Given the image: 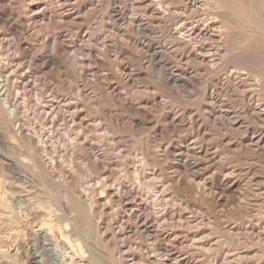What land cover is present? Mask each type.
<instances>
[{"label":"rangeland","instance_id":"obj_1","mask_svg":"<svg viewBox=\"0 0 264 264\" xmlns=\"http://www.w3.org/2000/svg\"><path fill=\"white\" fill-rule=\"evenodd\" d=\"M227 1L218 16L210 0H0V264H264V123L246 111L264 113V85L230 75L246 55L264 61V0ZM199 47L213 67L190 63ZM62 103L89 129L63 122ZM86 132L101 163L70 152ZM145 177L149 214L129 212L177 261L149 258L112 193L142 197ZM73 198L92 207L89 228Z\"/></svg>","mask_w":264,"mask_h":264},{"label":"bare ground","instance_id":"obj_2","mask_svg":"<svg viewBox=\"0 0 264 264\" xmlns=\"http://www.w3.org/2000/svg\"><path fill=\"white\" fill-rule=\"evenodd\" d=\"M211 1V6L210 7H213L214 9H216L218 12H217V14H218V16H220V13L221 12H225V11H227L228 10V8H230L231 6H230V4L229 3H226V2H228L227 0H210ZM251 2H253V1H251ZM238 3V2H237ZM241 3V2H240ZM248 3V2H247ZM162 4V3H161ZM168 4V3H167ZM166 4V5H167ZM253 5V4H252ZM196 6V5H195ZM203 6V5H202ZM243 6H244V4H243ZM246 6H247V4H246ZM194 8V7H193ZM212 8V9H213ZM232 8V7H231ZM242 8V7H241ZM252 8V7H251ZM258 9L257 7H253V9ZM167 9V8H166ZM174 9V8H173ZM203 10H205V9H203ZM210 10V9H209ZM117 11V10H116ZM180 11V10H179ZM206 11V10H205ZM243 12V11H242ZM248 12V11H247ZM256 12V11H255ZM179 13V12H178ZM181 13H183V12H181ZM198 13V12H197ZM197 13H196V15H197ZM234 14V13H233ZM239 14V13H238ZM248 14V13H247ZM179 15V14H178ZM177 15V16H178ZM195 15V16H196ZM208 15V14H207ZM235 15V14H234ZM260 15V14H259ZM146 16V15H145ZM215 16L217 17V15L215 14ZM249 16V15H248ZM115 17V16H114ZM202 17V16H201ZM209 17V16H208ZM207 17V18H208ZM119 18V17H118ZM180 18V17H179ZM182 18V17H181ZM211 18H214V17H211ZM228 18V17H227ZM255 18V17H254ZM232 19V18H231ZM235 19V18H234ZM250 19H251V17H250ZM198 20V19H197ZM200 20V19H199ZM194 21V20H193ZM192 21V22H193ZM199 22V21H198ZM197 22V23H198ZM201 22V21H200ZM199 22V23H200ZM217 21H216V18L215 19H213L211 22H210V24H211V26L212 27H216V26H214V24L216 23ZM220 22V21H219ZM245 22V21H244ZM263 24V23H262ZM185 25H187V24H185V23H183V27H185ZM191 24H189V26H190ZM193 25V24H192ZM196 25V24H195ZM199 25V24H198ZM256 25V24H255ZM183 27H182V29H183ZM187 27V26H186ZM198 28V27H197ZM200 28H201V26H200ZM257 28V27H256ZM188 29V28H187ZM190 29V28H189ZM203 29H204V27H203ZM212 29H214V28H212ZM191 30H193V29H191ZM185 31V30H184ZM194 31H195V29H194ZM191 32V31H190ZM198 32V31H197ZM236 32V31H235ZM248 32V31H247ZM252 32V31H251ZM187 33V32H186ZM202 34H204V35H207L208 34V30H206L205 29V33H203V32H201ZM237 33V32H236ZM255 33H257V32H255ZM196 34H199V33H196ZM248 34V33H247ZM253 34V33H252ZM195 35V34H194ZM259 35V34H258ZM199 36V35H198ZM234 36V35H233ZM190 37V36H189ZM256 37V36H255ZM190 38H192V37H190ZM205 38V37H204ZM209 38H211V37H209ZM233 38V37H232ZM174 39V38H173ZM178 41H179V46H181V47H179V49L180 48H182L183 47V44H182V42L183 41H181V39L179 40V38H176ZM188 39V38H187ZM202 39H203V37H202ZM253 39V38H252ZM58 40V39H57ZM211 40H213L212 38H211ZM262 40V39H261ZM54 41V40H53ZM58 42H59V40H58ZM216 42V41H215ZM54 43V42H53ZM258 43H260V42H258ZM60 44V43H59ZM238 44V43H237ZM205 45V44H204ZM203 45V46H204ZM60 46H61V44L59 45V48H60ZM202 46V45H201ZM260 47V46H259ZM51 48V47H50ZM184 48V47H183ZM54 52H56V51H60V49L59 50H57V43H55L54 44V46H53V48H51ZM214 49H215V47H214ZM187 50V49H186ZM62 51V50H61ZM183 52V51H182ZM186 52V51H185ZM208 52H210V51H208V50H206V48H204V47H199V48H197L196 49V51L195 52H191L190 54L188 53V59H190V63H191V60L193 61V62H199V61H201V63H207V64H209V65H215V63H214V61L215 60H213V59H208V57L207 56H205ZM213 52H214V50H213ZM264 52V51H263ZM181 53V52H180ZM182 54V53H181ZM221 54V53H220ZM219 54V55H220ZM260 54V53H259ZM184 55V54H183ZM185 55H187V52H186V54ZM182 56V55H181ZM216 56V55H215ZM258 57H256V55L254 54V55H252V54H250V55H246L245 57H244V59L242 60V63H243V65L245 66V68H243L242 66L240 67V68H243V69H239V70H235V71H232V72H230V75H235V76H237L239 79H242L244 82L245 81H254V79H252V77H253V74H256V78H260V80H258V81H260L261 82V84H263L264 85V72L263 71H261L260 70V66H261V64L264 62H262V63H260V55H257ZM186 57V56H185ZM212 57V56H211ZM210 57V58H211ZM214 57V56H213ZM187 59V60H188ZM183 61V60H182ZM189 61V60H188ZM259 63H260V66H258L259 65ZM263 65V64H262ZM213 67V66H212ZM264 67V66H263ZM263 67H261V68H263ZM236 68H238V67H236ZM232 70V69H231ZM263 70V69H262ZM169 71V70H168ZM172 76H173V74H171ZM175 75V74H174ZM228 75V74H227ZM230 77V76H229ZM173 78H174V76H173ZM179 78H177L175 81H177ZM228 80V79H227ZM241 80V81H242ZM257 81V82H258ZM178 82V81H177ZM246 83V82H245ZM252 83V82H251ZM249 84V83H248ZM258 84V83H257ZM257 84H256V86H257ZM253 85H254V83H253ZM262 85V86H263ZM259 87H260V85H259ZM263 89H264V86H263ZM258 90V89H257ZM261 90V89H260ZM264 91V90H263ZM262 92V91H261ZM226 97V96H225ZM223 100V99H222ZM60 101V100H59ZM59 101L57 102L58 104H59V107L58 108H62V110H63V107L64 106H62L60 103H59ZM66 101V100H65ZM215 101V100H214ZM72 102V101H71ZM221 103V102H220ZM56 104V103H55ZM63 104V103H62ZM63 105H65V111H66V114H63L62 113V115H61V120L63 121V122H67L68 121V118H69V116L72 118H70L71 119V121L74 123V124H76V126L77 127H79L80 129H81V131H82V129L84 130V129H89V125L86 123V121L84 120V118H81L82 117V115H80V112H79V108H78V106H74L73 104L71 105V103H66V104H63ZM246 105V104H245ZM245 105H244V107H245ZM226 106V105H225ZM260 108V107H259ZM257 106H255V104H249V105H247V108H246V111L249 113V114H251L252 116L254 115V116H256V117H258V118H262V120H263V123H264V113H263V110L261 111L260 109H259ZM226 109V108H225ZM228 109V108H227ZM56 111V110H55ZM245 111V110H244ZM43 113V112H42ZM48 113H50V112H48ZM58 113H61V112H58ZM15 114V113H14ZM69 114V115H68ZM247 114V113H246ZM38 115V114H37ZM44 115V114H43ZM60 115V114H59ZM222 115V114H221ZM224 115V114H223ZM244 114H242V116H243ZM48 116V115H47ZM51 116V115H50ZM238 116V115H237ZM240 116V115H239ZM250 116V115H249ZM49 117V116H48ZM47 117V118H48ZM52 117H54V116H52ZM219 117V116H218ZM237 118V117H236ZM52 119V118H51ZM53 119H55V118H53ZM58 119V118H57ZM238 119V118H237ZM44 120V119H43ZM48 121V120H47ZM61 121V122H62ZM45 122V121H44ZM58 122V121H57ZM44 124V123H43ZM42 124V125H43ZM47 124V123H46ZM67 125V124H66ZM25 126V125H24ZM64 126V125H63ZM76 127V128H77ZM23 128V127H22ZM65 128V127H64ZM70 128H71V126H70ZM75 128V129H76ZM79 128H78V130H79ZM24 129V128H23ZM26 129V128H25ZM43 130H45V129H43ZM47 130V129H46ZM29 131V130H28ZM63 131V130H62ZM76 131V130H75ZM86 131V130H85ZM18 132V131H17ZM23 133L25 132V131H22ZM21 132V133H22ZM31 132V131H30ZM29 132V133H30ZM46 132V131H45ZM44 131L42 132V134H44L45 133ZM51 132V131H50ZM49 132V133H50ZM77 132V131H76ZM75 132V134L76 135H78L77 133ZM79 132V131H78ZM84 132V131H83ZM52 133V132H51ZM59 133H61V132H59ZM97 133V132H96ZM263 133H264V131H263ZM37 134V133H36ZM48 134V133H47ZM85 134H89V133H85ZM25 135V134H24ZM23 134H22V136H24ZM30 135V134H29ZM46 135V134H45ZM54 135V134H53ZM69 135V134H68ZM217 135V134H216ZM21 136V135H20ZM32 136V135H31ZM37 136V135H36ZM51 136V135H50ZM54 136H56V134L54 135ZM75 136V135H74ZM73 136V137H74ZM81 136V135H80ZM262 136H263V134H262ZM33 137H34V135H33ZM58 137V136H57ZM71 137V136H70ZM77 137V136H76ZM76 137H74V138H76ZM102 137V136H101ZM37 138H39V137H37ZM42 137H40V139H41ZM49 138V137H48ZM47 138V140H50V139H48ZM73 138V139H74ZM97 138H98V135H96V136H94V137H92V135H85V137L83 136L81 139H80V137H79V139H80V141L78 142V146H76V145H73L74 147H71V150H70V146L68 147L69 148V150H70V152H72V149L73 148H75V147H77L79 150H84L85 152H87V154L89 153V155H91L92 156V158L94 159V162H96V163H101L102 161H101V159H102V157L101 156H98V155H93L92 154V145L94 144V143H97L96 141H97ZM104 138V137H103ZM102 138V139H103ZM28 139V138H27ZM29 139H31L30 138V136H29ZM61 139V138H60ZM261 139V138H260ZM32 140V139H31ZM33 140H35V139H33ZM39 140V139H38ZM52 140V139H51ZM51 140H50V142H51ZM62 140V139H61ZM100 140V139H99ZM37 140H35V142H36ZM43 141H45V140H43ZM53 141V140H52ZM64 140H62V142H63ZM69 141H70V138H69ZM71 141H73L72 140V138H71ZM101 141V140H100ZM59 142V141H58ZM57 142V143H58ZM263 142V141H262ZM47 143V142H46ZM61 143V142H60ZM59 143V144H60ZM73 143V142H72ZM37 144V143H36ZM65 143H63V145H64ZM77 144V143H76ZM102 144V143H101ZM51 145V144H50ZM99 145V144H98ZM37 146V145H36ZM40 146V145H39ZM38 146V147H39ZM43 146V145H42ZM53 146V145H52ZM161 146V145H160ZM44 147V146H43ZM42 147V148H43ZM109 147V146H108ZM36 148V147H35ZM41 148V149H42ZM45 148V147H44ZM57 148V147H56ZM67 149V148H66ZM61 151H62V149H60ZM68 150V151H69ZM44 150H42V152H43ZM46 151H48V150H46ZM57 151V150H56ZM55 151V152H56ZM74 152H75V150H73ZM36 152L38 153V154H42L41 152H40V147H39V149H37L36 150ZM51 152V151H50ZM83 152V151H82ZM111 152V151H110ZM146 152V151H145ZM34 153V152H33ZM44 153V152H43ZM57 153V152H56ZM55 153V154H56ZM63 153V152H62ZM76 154V153H75ZM160 154V153H159ZM61 156H62V154H60ZM60 155H59V157H60ZM65 155V154H64ZM70 155V154H69ZM79 155V154H78ZM81 155V154H80ZM155 155V154H154ZM41 156V155H40ZM58 156V155H57ZM66 156H67V154H66ZM72 156V155H71ZM103 156V155H102ZM170 156V155H169ZM73 157H74V155H73ZM43 158V157H42ZM46 158V157H45ZM65 158V157H64ZM67 158V157H66ZM145 158V157H144ZM208 158V157H207ZM60 159V158H59ZM63 159V158H62ZM61 159V160H62ZM64 160V159H63ZM92 160V159H91ZM146 160V159H145ZM42 161V160H41ZM40 161V162H41ZM55 161V160H54ZM60 161V160H59ZM71 162V161H70ZM104 162V161H103ZM84 163V162H83ZM151 163V162H150ZM103 164V163H102ZM69 165V164H68ZM65 166V165H64ZM101 166V165H100ZM113 167V166H112ZM104 168H105V166H104ZM116 168V167H115ZM68 170H70V169H68ZM75 170V169H74ZM144 171V170H143ZM225 171V170H224ZM65 172V171H64ZM74 172V171H73ZM116 172V171H115ZM19 173V172H18ZM229 173V172H228ZM154 174H155V172H154ZM75 176H76V174H75ZM102 178V177H101ZM105 178V177H104ZM104 178H102L103 179V182H104V185H106V186H108V181H106V178L104 179ZM155 178V177H154ZM186 178V177H185ZM80 179V178H79ZM151 179H153V178H151ZM159 179V178H158ZM1 180V179H0ZM83 180V179H82ZM110 180V179H109ZM186 180H187V178H186ZM191 180V179H190ZM155 181V180H154ZM114 182V181H113ZM153 182V181H152ZM151 182V180H148V178L147 177H145V185H146V187H147V189H148V191H147V193L145 194V195H142V197H140V196H137V195H133L129 190H128V187L127 186H125L123 183L122 184H120V185H118V187H117V189H115V191L114 192H112L113 193V195L115 196V197H118V199H117V203L119 204V207L121 208V210H123L124 212H126L127 214H126V216H124V217H122L124 220L126 219L127 221H126V223H128V224H133L135 227H137L138 229H144V232H145V234H146V236H147V239H149V240H152L153 241V251L151 252V254L149 255V258H154L155 259V257H165L166 259H169V260H174V261H177V260H179L175 255H173L169 250H168V248L166 247V246H164L160 241H159V239H157V238H155L154 236H152V231H151V223L148 221V220H145V221H142V219H141V215L139 214H136V213H132L133 211H131V212H129V210H130V205L131 204H135L137 207H138V210H139V212L141 213H143V214H149V209H150V207H149V204H150V199H151V197H152V195L150 194V192H149V190H151V184L150 183H152ZM195 182V181H194ZM111 183V182H110ZM109 183V184H110ZM179 183V182H178ZM81 184V183H80ZM197 184V183H196ZM199 186V185H198ZM20 187V186H19ZM90 188H91V186H90ZM166 188H167V186H166ZM165 188V189H166ZM47 189V188H46ZM100 189V188H99ZM146 188H145V190H147ZM113 190V189H112ZM83 191H85V190H83ZM107 191V190H106ZM166 191V190H165ZM86 192V191H85ZM163 192V191H162ZM102 193V192H101ZM110 193V192H109ZM159 193V192H158ZM163 194V193H162ZM87 195V194H86ZM80 196V195H79ZM110 198V197H109ZM153 198V197H152ZM74 200H72V206H73V209L78 213V215H77V223L80 225V227L81 228H83V230L84 229H86V228H89V224H90V217H91V214L93 213L92 211H91V209H92V207H91V209H89L88 211H86L85 209H83L82 208V206H81V204H80V202L77 200V199H75V198H73ZM81 199V198H80ZM92 199V198H91ZM165 199V198H164ZM114 200H116V199H114ZM152 200V199H151ZM113 201V200H112ZM157 202H163L164 203V200L162 199L161 201L157 198V200H156ZM192 202V201H191ZM162 203V204H163ZM157 204V203H156ZM158 205V204H157ZM168 205V204H167ZM103 206H105L106 207V205H103ZM116 207H118V206H116ZM182 207V206H181ZM180 207V208H181ZM212 207V206H211ZM115 209V208H114ZM187 209V208H186ZM110 212V211H109ZM129 212V213H128ZM116 213V212H115ZM166 213V212H165ZM104 214V213H103ZM166 215H168L167 213H166ZM164 216V215H163ZM169 216H170V213H169ZM145 217V216H144ZM154 217V216H153ZM149 218V217H148ZM170 218V217H169ZM180 218H182V217H180ZM167 217H163L162 218V220L164 221H162L163 222V224L164 223H166L167 222ZM171 219H172V217H171ZM112 220V219H111ZM170 220V219H169ZM175 220V219H174ZM121 221H122V219H121ZM156 221V220H155ZM153 222V224H156V226H158V228H160V227H162L163 226V224L162 223H160V222ZM158 221V220H157ZM161 221V220H160ZM190 221V220H189ZM188 221V222H189ZM123 222V221H122ZM124 223V222H123ZM160 223V224H159ZM183 223V222H182ZM119 224V223H118ZM122 224V223H121ZM121 224H119V225H121ZM158 224V225H157ZM193 224V223H192ZM96 225V224H95ZM107 225H109V224H107ZM189 225V224H188ZM125 226H127L126 224H125ZM175 226H176V224H175ZM132 227V226H131ZM130 227V228H131ZM180 227V226H179ZM172 228V227H171ZM179 229V228H178ZM188 229L190 230V227H188ZM191 229H192V227H191ZM110 230L112 231V233H113V235H114V238L116 239V240H118V239H121L122 238V236H124V235H126L125 234V231H126V229H124V227H121V226H117V223H116V221L115 222H113L112 224H111V226H110ZM137 230V229H136ZM191 231V230H190ZM111 233V234H112ZM88 235V234H87ZM129 236V235H128ZM144 236V235H143ZM182 236V235H181ZM124 238V237H123ZM126 238H127V236H126ZM170 239V238H169ZM131 240V239H130ZM125 241V240H124ZM151 241V242H152ZM116 244V243H115ZM166 244V243H165ZM117 245H118V243H117ZM122 251V250H121ZM109 253H111V252H109ZM99 254V253H98ZM130 254V253H129ZM113 255H114V253H113ZM179 255V254H178ZM107 257H109V256H107ZM131 257H133L134 259L136 258V256L132 253V255H131ZM104 258V257H103ZM111 258V257H110ZM116 258V257H115ZM109 259V258H108ZM153 259V260H154ZM157 259V258H156ZM158 261V260H157ZM162 261V260H161ZM132 262V261H131ZM171 262H173V261H171ZM180 262H178V264H179ZM133 264H135V263H133ZM163 264V263H162ZM223 264V263H222Z\"/></svg>","mask_w":264,"mask_h":264}]
</instances>
